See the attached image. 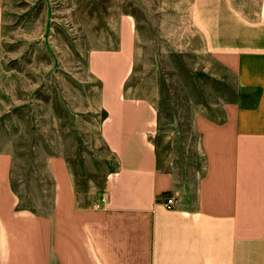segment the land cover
Listing matches in <instances>:
<instances>
[{
  "label": "crops",
  "instance_id": "obj_1",
  "mask_svg": "<svg viewBox=\"0 0 264 264\" xmlns=\"http://www.w3.org/2000/svg\"><path fill=\"white\" fill-rule=\"evenodd\" d=\"M191 22L231 89L172 121L165 151L157 107L106 106L87 208L64 157L49 203L20 208L0 148V264H264V0H194Z\"/></svg>",
  "mask_w": 264,
  "mask_h": 264
},
{
  "label": "rangeland",
  "instance_id": "obj_2",
  "mask_svg": "<svg viewBox=\"0 0 264 264\" xmlns=\"http://www.w3.org/2000/svg\"><path fill=\"white\" fill-rule=\"evenodd\" d=\"M193 2L0 0V148L12 155L20 208L49 203L56 157L79 205L98 200L106 106L157 107L165 151L172 121L209 113L217 91L231 89L192 26Z\"/></svg>",
  "mask_w": 264,
  "mask_h": 264
},
{
  "label": "built area",
  "instance_id": "obj_3",
  "mask_svg": "<svg viewBox=\"0 0 264 264\" xmlns=\"http://www.w3.org/2000/svg\"><path fill=\"white\" fill-rule=\"evenodd\" d=\"M166 204H167V205H172V199H167V200H166Z\"/></svg>",
  "mask_w": 264,
  "mask_h": 264
}]
</instances>
